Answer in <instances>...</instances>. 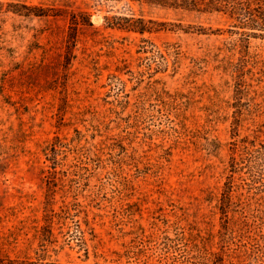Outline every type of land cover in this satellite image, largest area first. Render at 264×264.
I'll return each instance as SVG.
<instances>
[{"label":"rangeland","instance_id":"1","mask_svg":"<svg viewBox=\"0 0 264 264\" xmlns=\"http://www.w3.org/2000/svg\"><path fill=\"white\" fill-rule=\"evenodd\" d=\"M0 255L264 264V0H0Z\"/></svg>","mask_w":264,"mask_h":264},{"label":"trees","instance_id":"2","mask_svg":"<svg viewBox=\"0 0 264 264\" xmlns=\"http://www.w3.org/2000/svg\"><path fill=\"white\" fill-rule=\"evenodd\" d=\"M181 1L183 2L186 0H181ZM190 1L193 2V0H190ZM110 23H114V22H110ZM137 29L140 32H143L146 29V27H145L144 23H142V24H140L139 27H137ZM0 264H65V263H55L53 261H42L39 259H33L31 257H26L23 259H16V258H10L8 256L0 255ZM66 264H75V263H66Z\"/></svg>","mask_w":264,"mask_h":264}]
</instances>
